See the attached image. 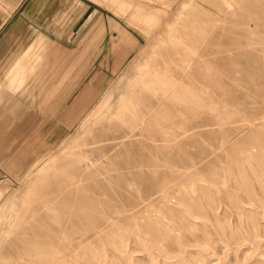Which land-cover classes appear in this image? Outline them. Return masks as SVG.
<instances>
[{
    "label": "rangeland",
    "instance_id": "obj_1",
    "mask_svg": "<svg viewBox=\"0 0 264 264\" xmlns=\"http://www.w3.org/2000/svg\"><path fill=\"white\" fill-rule=\"evenodd\" d=\"M42 8L33 31L58 49L32 98L11 95L38 116L60 94L65 130L24 178L0 169V204L20 198L0 212V264H264V0H37L32 11ZM110 21L130 44L117 71ZM18 22L30 25L14 18L3 32ZM63 66V84L42 91Z\"/></svg>",
    "mask_w": 264,
    "mask_h": 264
},
{
    "label": "crops",
    "instance_id": "obj_2",
    "mask_svg": "<svg viewBox=\"0 0 264 264\" xmlns=\"http://www.w3.org/2000/svg\"><path fill=\"white\" fill-rule=\"evenodd\" d=\"M36 1L37 0H0V33L3 32L6 24L14 18L20 20L24 18L30 24L22 27L20 22H18L19 24L17 23L16 25L8 27L7 30L3 32L4 38L0 41V67L3 69L0 70L2 76L0 77V106L4 107L0 109V112L1 110H7V108L9 111V107L13 105V109H10L7 116L0 114V169L16 172L17 169L21 170L24 167L23 178L27 174V171H30V166L33 162L31 164H24L31 161L33 155L40 151L42 146L45 145V148L55 146L58 138L57 132L65 130L64 122L62 121L63 118L61 117V119L58 117L63 107L60 94L54 96V100L48 105L49 110L46 112H38V114L36 113L38 116H35L32 110L25 109L24 104H21V102L16 104L13 98H16L17 95L12 98L14 93L18 94L19 98H25L26 96L30 98L33 97V84L37 81L35 76L41 72L39 67L44 64L47 49L50 50V47H48L49 40L44 33L38 30L35 32L33 31L35 29L32 25L34 24L33 20L39 18V16L43 19V8L37 12L32 11L33 4H35ZM23 5H25L26 8L22 11L24 13L17 16V13ZM109 23L114 30L112 21ZM115 33V39L111 49L115 54V67L113 70L117 71L122 62L130 55V44L128 43L125 33L121 31H115ZM20 34H31L35 36L30 42L18 45L14 43L13 37ZM56 49L58 48L55 47L50 51H55ZM18 50L21 51L19 52ZM64 55H67V53H64ZM50 56L53 57L56 55ZM64 67L65 66H63V76L60 80H58V77L47 79L40 89L46 90L47 86L50 85L49 82H57L58 85L63 84L65 79H67L69 71ZM81 68L82 66L80 70ZM33 72L34 77L28 80L30 85H25L26 78ZM68 81L75 82L77 79ZM100 81L101 80H97L98 83ZM95 89L96 85L86 86L81 93H79L75 101L72 102V109H70L68 113L71 114L80 109L85 102L94 96V93H96ZM71 91L72 90L68 93L71 94ZM70 94H68V96H70ZM12 101L15 104L11 103ZM51 114L52 117H50ZM35 131L46 132L44 136L40 135L46 140L45 144L39 143V141H33V132Z\"/></svg>",
    "mask_w": 264,
    "mask_h": 264
},
{
    "label": "bare ground",
    "instance_id": "obj_3",
    "mask_svg": "<svg viewBox=\"0 0 264 264\" xmlns=\"http://www.w3.org/2000/svg\"><path fill=\"white\" fill-rule=\"evenodd\" d=\"M166 16V15H165ZM168 17V16H167ZM167 17H165L166 19H167ZM166 19L164 20L165 22H166ZM169 21V20H168ZM170 22H171V20H170ZM173 22V21H172ZM171 22V23H172ZM160 23V22H159ZM164 24V23H163ZM166 24V23H165ZM157 25V24H156ZM160 25H162V24H160ZM159 24H158V27L160 26ZM168 25H170V24H168ZM153 26V25H152ZM166 26V25H165ZM164 26V27H165ZM172 26V25H171ZM155 27V28H154ZM153 28H151L152 29V31H153V29H155L156 30V26H154ZM148 28V27H147ZM160 28V27H159ZM158 28V32H159V36L157 37V35H155L158 39H159V37H161L160 38V40L158 41L159 43H161L160 41L161 40H164V41H167V37H166V35H165V33L161 30V28H162V26H161V28L159 29ZM167 29H169L168 27H166ZM157 31V30H156ZM169 31V30H168ZM155 32V31H154ZM153 35V34H152ZM156 38V40H158ZM156 43V42H155ZM169 43V42H168ZM159 45V44H158ZM146 55H147V53H146ZM146 57V56H145ZM147 59V58H146ZM136 67V66H135ZM134 73H135V70L131 67V68H129L126 72H124L123 74H122V76H121V78H120V80H119V82H118V87H117V90L118 89H121V88H123L124 86H128L129 85V83H130V81H131V79H132V77H133V75H134ZM126 88V87H125ZM108 96H111V95H108ZM108 100V99H107ZM112 104V103H111ZM100 108V107H99ZM98 111V110H97ZM98 113V112H97ZM23 189V188H22ZM24 190V189H23ZM26 190V189H25ZM3 191V190H2ZM19 193V192H18ZM24 193V192H23ZM3 194V192H0V196ZM19 194H21V193H19ZM20 196V195H19ZM17 198H18V194L17 193H15V194H9L7 197H5L4 199V201L2 202L3 204L1 205L0 204V212L3 210V208H4V206L6 205V204H11V207L13 208V205L12 204H14L16 201H17ZM18 199H20V198H18ZM18 201H20V200H18ZM17 203V202H16ZM18 204V203H17ZM10 207V208H11ZM15 207V206H14ZM6 208V207H5ZM9 208V207H8ZM15 209V208H14ZM13 209V210H14ZM6 210V209H5ZM6 213H7V211H5ZM8 215V214H7ZM9 216V215H8ZM4 219V218H3ZM10 220V219H9ZM4 227V226H3ZM4 236V235H3ZM2 236V237H3Z\"/></svg>",
    "mask_w": 264,
    "mask_h": 264
}]
</instances>
